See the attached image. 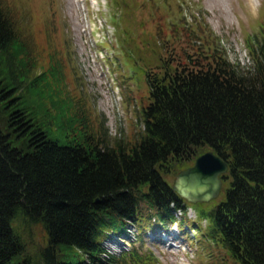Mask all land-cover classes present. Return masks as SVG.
Listing matches in <instances>:
<instances>
[{
    "label": "trees",
    "instance_id": "trees-1",
    "mask_svg": "<svg viewBox=\"0 0 264 264\" xmlns=\"http://www.w3.org/2000/svg\"><path fill=\"white\" fill-rule=\"evenodd\" d=\"M19 28L0 0V101L12 106L8 128L0 127V264H148L154 262L149 251L133 245L110 252L103 241L123 231L126 220L137 222V234L152 218L154 227L167 226L176 209L183 222L190 204L207 221L196 228L217 249L216 264H264V41L250 40L252 63L245 66L201 44L176 58L170 50L160 53L159 69L145 70L141 130L109 139L92 132L86 117L75 122L64 103L57 102L53 115L44 102L45 121L28 115L37 111L23 105L21 94L51 89L34 84L36 58ZM47 69L41 82L58 83L53 63ZM57 119L61 133L53 136ZM208 148L228 163L221 192L188 201L169 175ZM31 222L46 234L35 257L19 230Z\"/></svg>",
    "mask_w": 264,
    "mask_h": 264
},
{
    "label": "rangeland",
    "instance_id": "rangeland-1",
    "mask_svg": "<svg viewBox=\"0 0 264 264\" xmlns=\"http://www.w3.org/2000/svg\"><path fill=\"white\" fill-rule=\"evenodd\" d=\"M6 2L18 21L20 34L32 45L36 58L32 74H38L34 84L39 81L40 88L51 89L47 93L41 88V94L37 87L21 94L23 105L37 111L35 116V111L27 110L28 115L35 122L45 121L44 102L53 115L59 110L57 102L64 103L75 122H80L77 116L86 117L92 132H103L109 139L133 138L141 130V109L148 101L145 70L162 63L160 53L170 50L176 58L180 51L192 52L201 44L203 49L218 47L228 60L245 66L240 59L251 55L250 40L264 41V0ZM52 63L54 74L58 72L61 80L55 83L51 79L44 85L41 79L50 72L47 68ZM11 107L10 102L0 101L3 129L8 128L5 123ZM60 121L53 120V136H60ZM65 128H70L69 123ZM175 173L169 175L171 181ZM195 210L189 206L181 222L183 212L176 209L177 218L167 226L154 227L157 219L152 218L146 230L138 232L140 235L137 222L126 220L124 230L111 233L105 241L109 250L121 249L124 240V245H135L140 253L149 251L154 262L148 264H216L213 252L216 254L217 249L196 228L197 224L205 227L207 221L198 219ZM19 230L29 254L35 257L38 247L46 242L42 225L31 222ZM218 263L224 262L220 259Z\"/></svg>",
    "mask_w": 264,
    "mask_h": 264
},
{
    "label": "water",
    "instance_id": "water-1",
    "mask_svg": "<svg viewBox=\"0 0 264 264\" xmlns=\"http://www.w3.org/2000/svg\"><path fill=\"white\" fill-rule=\"evenodd\" d=\"M227 169L225 158L208 148L199 153L193 163L175 173L172 187L192 202L213 199L222 189L221 174Z\"/></svg>",
    "mask_w": 264,
    "mask_h": 264
}]
</instances>
